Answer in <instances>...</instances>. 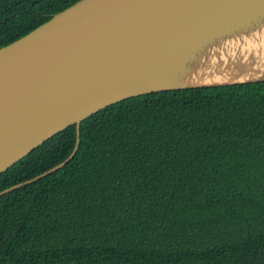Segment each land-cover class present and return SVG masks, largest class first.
<instances>
[{
	"label": "trees",
	"instance_id": "1",
	"mask_svg": "<svg viewBox=\"0 0 264 264\" xmlns=\"http://www.w3.org/2000/svg\"><path fill=\"white\" fill-rule=\"evenodd\" d=\"M78 0H0V47ZM70 125L0 174L67 159ZM0 264H264V81L130 97L0 196Z\"/></svg>",
	"mask_w": 264,
	"mask_h": 264
},
{
	"label": "water",
	"instance_id": "2",
	"mask_svg": "<svg viewBox=\"0 0 264 264\" xmlns=\"http://www.w3.org/2000/svg\"><path fill=\"white\" fill-rule=\"evenodd\" d=\"M264 81V0H78L0 47V174L124 99Z\"/></svg>",
	"mask_w": 264,
	"mask_h": 264
}]
</instances>
